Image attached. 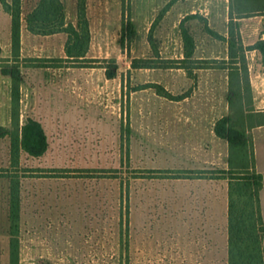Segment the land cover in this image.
<instances>
[{
	"label": "rangeland",
	"instance_id": "rangeland-1",
	"mask_svg": "<svg viewBox=\"0 0 264 264\" xmlns=\"http://www.w3.org/2000/svg\"><path fill=\"white\" fill-rule=\"evenodd\" d=\"M228 3L236 9L241 2ZM66 5L74 14L76 1ZM226 6L227 0H218L215 18L222 26L230 19ZM167 8V0H90L87 15L96 22L97 40L81 60L31 58V51L46 50L43 42L23 54L0 37V264H13L11 243L19 249V264L212 262L207 245L188 244L189 195L195 189L189 181L202 169L179 166L180 156L165 154L161 144L188 110H205L175 99L187 94L204 99L201 91L193 95L198 79L193 71L224 61L181 59L180 27L166 18ZM185 21L204 32L200 14ZM216 44L223 56L225 42ZM112 71L116 76L108 78ZM239 83L243 99H236L232 115L243 126L241 110L251 107L250 93L243 78ZM147 84L152 87L144 88ZM158 85L171 96L161 95ZM30 118L44 126L49 148L37 158L22 152L16 164L12 140H22ZM203 170L208 178L220 169ZM11 177L20 190L16 236L9 220ZM220 180L224 192L229 179ZM250 196L233 194L246 218ZM224 247L222 237L216 264H229Z\"/></svg>",
	"mask_w": 264,
	"mask_h": 264
},
{
	"label": "crops",
	"instance_id": "crops-1",
	"mask_svg": "<svg viewBox=\"0 0 264 264\" xmlns=\"http://www.w3.org/2000/svg\"><path fill=\"white\" fill-rule=\"evenodd\" d=\"M40 0H22V26L20 50L24 54L25 48L35 49L40 43L46 45L43 52L32 53L28 57L46 59H67L65 45L68 39L66 33L60 32L52 35H36L28 30L26 23L27 14L32 11ZM65 5L66 22L76 25L78 22L77 8L74 14L68 12L66 0H62ZM76 5H77V0ZM90 0L87 1V3ZM227 0V11L230 9ZM166 18L177 20L181 32V42L183 43L182 58H186L185 40L183 29L187 30L193 38L195 49L193 59L206 61H227L229 60L228 37L229 22L227 17L224 25L216 21L218 0H167ZM200 14L204 17V32L202 29L187 26L184 20L190 15ZM88 16V15H87ZM89 19V18H88ZM4 21V24H2ZM236 22V32H238L245 46L254 45L259 40H264V13L234 19ZM91 44L97 40L96 22L91 21ZM135 24V23H134ZM197 25V24H196ZM195 25V26H196ZM172 29V24L170 25ZM176 27V24H175ZM5 37V42L12 45V17L7 13L0 3V37ZM223 36L226 40L220 38ZM59 41V45L55 42ZM221 41L226 44L224 55L216 52L215 43L218 46ZM0 42L2 39L0 38ZM204 44V45H200ZM19 50V51H20ZM89 52V51H88ZM88 54V53H87ZM87 57V55H86ZM249 79L251 87L250 106L254 107L247 113V136L252 143L254 152L255 170L263 176V187L260 191L261 214L264 222V64L262 56L257 50L246 52ZM230 65L227 68L220 66L200 67L193 71L198 75L197 86H194V94L201 91L204 99L190 97L187 94L180 100L183 107H205L204 111L188 113L181 116L179 125L171 126L173 133L165 138L161 144L165 148V154L178 155L179 166H192L191 169H229L231 165L232 148L228 141L219 137L214 130L215 124L223 117L232 116L230 105L231 97V72ZM188 75V73H187ZM201 76V77H200ZM203 86V87H201ZM202 104V105H201ZM250 107V108H251ZM250 114V116L248 115ZM160 147V145H159ZM218 167V168H216ZM193 190L190 191L189 198L193 200L190 206L188 234L193 236L188 240V244L196 243L206 247L207 252H211L212 262L216 264L215 258L221 252L222 237H224L225 251L229 255V182L224 184V192L221 189V180L215 178H197L189 181ZM203 247V246H202ZM264 252V236L262 238Z\"/></svg>",
	"mask_w": 264,
	"mask_h": 264
},
{
	"label": "trees",
	"instance_id": "trees-1",
	"mask_svg": "<svg viewBox=\"0 0 264 264\" xmlns=\"http://www.w3.org/2000/svg\"><path fill=\"white\" fill-rule=\"evenodd\" d=\"M87 1L77 0L78 22L76 25L66 22L65 5L62 0H40L37 6L26 16L28 30L36 35H52L55 33H66L68 36L65 50L68 60L85 59L90 48L91 31L90 23L87 16ZM238 7H230V30L228 41L229 60L224 61L222 68L233 69L231 72V97L230 105L233 107L237 103L236 99H243L241 91L237 90L240 86L239 81L242 78L248 84V91L251 98V87L249 79V69L246 52L257 50L262 56L264 64V40L257 41L254 45L245 46L236 32L234 19L247 17L251 15L264 13V0H238ZM4 10L12 17V49L19 51L21 44V26H22V0H0ZM236 14V16H235ZM183 38L185 40V59H191L194 54L195 44L189 32L183 29ZM226 40L225 37L220 36ZM140 67V66H137ZM151 67V66H146ZM187 68V67H186ZM19 73V72H18ZM4 74L15 75L4 70ZM116 72L108 73V78H114ZM237 80V83L235 81ZM236 86V87H235ZM144 88L152 85H144ZM163 92L161 95L167 96L168 93L161 86H156ZM158 90V91H161ZM14 97L19 98V88L14 90ZM161 93V92H160ZM168 96H171L169 94ZM186 95L176 96L175 99L181 100ZM253 108L244 106L241 110L242 116L247 117ZM250 116V114H248ZM247 120V119H246ZM251 123H245L243 126L235 124L233 115L223 117L215 124V133L228 141L232 148L231 165L229 169H220L208 178L229 179V264H264V252L262 247V238L264 236V222L261 214L260 191L263 187V176L255 170L254 152L252 143L247 136V127ZM49 148V141L40 121L34 118L28 119L23 128L22 140L19 138L12 140L11 159L14 163H19L20 153L25 152L31 157H41L46 154ZM252 158V163L249 158ZM7 170V169H6ZM5 170V171H6ZM153 171V170H152ZM156 171V170H154ZM193 171V170H192ZM8 172V170L6 171ZM160 173H167V170H159ZM170 172V171H169ZM206 171L199 170L196 178H206ZM240 175V177H236ZM178 178H180L178 176ZM11 213H9L10 223L16 230L12 235H18L20 219V190L18 189L19 180L11 177ZM16 185V186H15ZM235 191L249 193L250 199L244 205L245 209L252 207L249 217L246 218L243 211H239L234 201L233 194ZM12 214V215H11ZM255 244L250 249V244ZM11 255L13 264H19V249L13 247L11 243ZM11 258V259H12ZM12 262V261H11Z\"/></svg>",
	"mask_w": 264,
	"mask_h": 264
}]
</instances>
